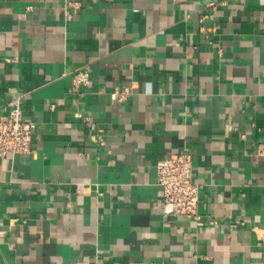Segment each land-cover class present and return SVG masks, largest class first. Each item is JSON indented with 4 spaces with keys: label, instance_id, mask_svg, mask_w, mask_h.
Masks as SVG:
<instances>
[{
    "label": "crops",
    "instance_id": "0c3cea01",
    "mask_svg": "<svg viewBox=\"0 0 264 264\" xmlns=\"http://www.w3.org/2000/svg\"><path fill=\"white\" fill-rule=\"evenodd\" d=\"M14 100L37 129L0 158V264H264V0H0ZM182 153L201 220L163 209Z\"/></svg>",
    "mask_w": 264,
    "mask_h": 264
},
{
    "label": "built area",
    "instance_id": "2783aa9c",
    "mask_svg": "<svg viewBox=\"0 0 264 264\" xmlns=\"http://www.w3.org/2000/svg\"><path fill=\"white\" fill-rule=\"evenodd\" d=\"M79 7V2H74ZM89 72L78 70L73 75V84L79 87L88 83ZM133 92L130 85H124L112 93L115 100L123 101ZM7 114L0 115V158L31 151L36 123L25 118L18 100L10 103ZM89 119V118H88ZM104 143V141H103ZM157 183L162 188L163 209L166 214L187 216L201 220L200 185L195 181L193 160L190 154L182 153L160 161L156 167ZM210 220V223H214ZM264 243V232L260 234Z\"/></svg>",
    "mask_w": 264,
    "mask_h": 264
}]
</instances>
